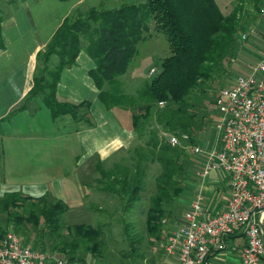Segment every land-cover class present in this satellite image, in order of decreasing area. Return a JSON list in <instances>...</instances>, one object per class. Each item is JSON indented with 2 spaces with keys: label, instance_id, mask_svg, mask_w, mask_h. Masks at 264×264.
Here are the masks:
<instances>
[{
  "label": "trees",
  "instance_id": "1",
  "mask_svg": "<svg viewBox=\"0 0 264 264\" xmlns=\"http://www.w3.org/2000/svg\"><path fill=\"white\" fill-rule=\"evenodd\" d=\"M262 1L254 0V4ZM240 8L226 14L217 0H135L114 8H78L64 19L49 43L38 52L34 84L17 108L25 110L32 100L38 99L54 119L71 115L78 121L93 124L91 101L74 103L57 96L63 70L76 62L85 47L96 63L90 75L99 89L100 99L109 109L116 106L138 109L132 110V118L139 143L126 150L130 157L124 163L115 162L109 169L104 162L97 163L100 189L126 200V206L133 205L141 200L147 188L149 167L159 163L161 172L156 177L147 225L154 235L160 228V235L157 234L160 241L164 238L162 218L170 212L168 204H177L186 187L178 177L185 171L190 154L183 147L172 145L164 133L176 134L181 139L183 134H188V141L196 143V111L195 104L189 101L190 92L203 79L212 77L214 68L237 46ZM150 21L155 22L157 31L166 35L171 53L162 59L161 70L152 80L136 95H129L122 90L119 77L127 72L140 41L148 38ZM1 30L0 22V48H5ZM162 101L164 105H160ZM154 116L156 119L152 121ZM2 209L6 210L5 218L12 226L26 223L38 228L43 223V228L56 232L69 206L50 193L34 197L16 190L0 194ZM69 234L71 239L65 242V250L74 251L79 245H87L90 252L96 253V248H100L101 226L76 223L69 225ZM5 235L0 233V240ZM69 259L86 260L74 253Z\"/></svg>",
  "mask_w": 264,
  "mask_h": 264
},
{
  "label": "crops",
  "instance_id": "2",
  "mask_svg": "<svg viewBox=\"0 0 264 264\" xmlns=\"http://www.w3.org/2000/svg\"><path fill=\"white\" fill-rule=\"evenodd\" d=\"M3 1L0 19L1 33L6 46L0 48V98H2L0 106L5 102L4 98L7 99L8 105L5 111L3 105L0 109V193L20 190L35 197L50 193L68 204L69 209L66 213L85 211L87 195L83 191L81 180V177L85 176L84 171L92 165L96 169L99 162L116 159L139 143L138 132L133 126L132 110L121 106L109 109L100 99L99 89L90 75V70L96 63L88 50L83 47L76 62L63 70L57 87V96L60 100L74 103L91 101L93 124L84 120L78 121L71 115L54 119L51 111L36 99L29 105V108L35 111L31 113V121L35 122L34 116L38 114L36 111L45 112L51 122L59 125L54 132L49 134L41 131L29 134L8 132L1 120L13 107H18L31 90L38 52L45 48L69 14L85 7L114 8L127 0ZM235 1L221 0V4L227 6L232 2L234 4ZM246 2L248 1H242L241 5L246 6ZM247 37H249L247 45L242 43L247 38L241 37L240 40L243 41L238 42V50H243L250 59L241 66L243 74H247L250 65L259 58L258 51L264 44V16L251 28ZM205 135L206 133L202 138ZM200 146L204 151L195 155L199 157V162L204 164L208 152L211 151L210 145L206 143ZM216 169L210 172L209 182H206L209 175L198 182L204 186L206 197L204 206L209 214L226 208L230 189L228 172L224 170L227 174L222 179ZM198 189L199 187L195 194ZM193 197L192 195L188 199H182L181 196L178 198L182 201L183 209L176 214L175 221L171 219L174 223L167 227L169 231L182 225L184 212ZM239 236L244 242L235 246L236 253L230 252L234 255L229 260L230 264L239 262L246 239L242 233L234 234L227 239V243H230L232 240L236 241ZM220 252L210 254L209 264H221L214 262V257Z\"/></svg>",
  "mask_w": 264,
  "mask_h": 264
},
{
  "label": "rangeland",
  "instance_id": "3",
  "mask_svg": "<svg viewBox=\"0 0 264 264\" xmlns=\"http://www.w3.org/2000/svg\"><path fill=\"white\" fill-rule=\"evenodd\" d=\"M242 1L245 0H236L234 4L232 2L224 6V4H221V0H217L226 14L232 12L235 8L238 10L242 7L238 13L240 21L236 35L237 43H235L237 46L234 45L232 53L214 68L212 77L203 79L199 85L191 90L189 96V101L195 104L196 124L194 126V136L196 145L209 143L210 150L214 148L217 140V130L214 126L218 118V110L215 105L216 96L223 86L233 82L235 77L244 73L241 66L250 60L243 53V50H238V42L243 41L239 38L244 33L249 35L251 28L256 26L258 20L264 16V12H262L264 1H262V4H254V0H247L246 6L241 5ZM3 2V0H0V10L1 7H4ZM126 2H135V0H127ZM0 22L2 23V21ZM149 25L148 38L140 41L138 52L130 63L127 72L119 77L122 90L129 95H136L142 90L161 70L162 59L171 53L166 35L157 31L154 21H150ZM248 38L242 43L247 45ZM6 100L4 98L3 102H5L2 104L4 111L8 105ZM1 102L2 98H0V104ZM17 108L13 107L7 116L1 120L8 132L29 134L41 131L49 134L59 127V125L51 122L45 112L36 111L38 114L34 116L35 122H32L31 113L35 112L32 108L23 111ZM132 110L138 111L137 107L132 108ZM151 119L155 121L156 116ZM204 133L206 135L202 138ZM197 155L188 154L185 171L178 177L181 184L186 183V187L181 193L182 199H188L192 195L195 197L194 194L199 187L197 186L199 185L198 182L202 180L201 172L204 164L200 163L201 161L199 162ZM129 157L128 152H125L114 160L105 161L104 166L109 169L115 162L124 163ZM216 170L222 179L227 174L222 169ZM84 172L85 176H82L81 180L83 191L87 195L85 211L81 210L74 214L65 213L62 216V225L58 231L51 232L43 228V223L38 228L26 223L21 225L22 227L12 226L5 218L6 210L2 209L0 210V233L4 232L5 235L15 231L24 242L32 244L42 252L47 251L67 259L74 253L77 258L86 259H84L85 261L78 259V261L87 264H160L163 259L160 238L157 237V234L160 235V228L158 233L152 234L147 225V214L151 204V196L156 192L155 182L157 175L161 172V165L159 163L151 164L147 172V188L142 193L141 200L130 206H126V200H122L118 195L100 189L99 177L101 176L93 165ZM210 178L211 175L209 174L206 182H209ZM184 204L187 206L185 201ZM16 209L22 210L21 208ZM16 209L13 211L15 212ZM181 209H183V205L180 199L177 200V204L173 202L168 204L170 212L162 218L163 228L161 234L163 237L169 231L167 227L174 223V218ZM171 219L174 221L172 222ZM76 223L101 226L102 234L98 237L101 245L99 249L96 248V253L90 252L86 248L87 245H79V248L74 251L71 248L65 250V242L71 239L69 225ZM242 242H244V239L239 236L236 241L232 240L227 243V247L214 257V262L230 264L229 260L234 257L230 252L236 253L235 246Z\"/></svg>",
  "mask_w": 264,
  "mask_h": 264
},
{
  "label": "built area",
  "instance_id": "4",
  "mask_svg": "<svg viewBox=\"0 0 264 264\" xmlns=\"http://www.w3.org/2000/svg\"><path fill=\"white\" fill-rule=\"evenodd\" d=\"M242 38H247V33ZM258 52L259 58L250 65L249 72L223 86L215 99L218 118L214 126L218 136L201 176L205 179L216 168L228 172L227 206L207 213L204 186L199 185L184 212L182 225L166 232L160 241V264H209L210 254L225 249L227 239L237 233L246 240L236 264H264V44ZM164 134L172 145L192 154L204 151L202 146L188 141V134H183V139ZM0 264L87 263L42 252L14 231L0 240Z\"/></svg>",
  "mask_w": 264,
  "mask_h": 264
}]
</instances>
